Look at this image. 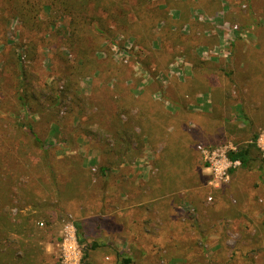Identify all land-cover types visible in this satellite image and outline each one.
Returning <instances> with one entry per match:
<instances>
[{
	"label": "rangeland",
	"instance_id": "obj_1",
	"mask_svg": "<svg viewBox=\"0 0 264 264\" xmlns=\"http://www.w3.org/2000/svg\"><path fill=\"white\" fill-rule=\"evenodd\" d=\"M250 10L264 22V0H106L93 11L109 29L100 67L80 73L60 70L58 50L81 66L62 19L46 44L16 18L0 27V172L21 183L0 195V264H82L88 246L90 264H264V122L248 98L264 72V24L246 28ZM17 55L33 94L26 109ZM16 119L33 123L47 157ZM254 133L253 169L224 164L215 176L198 149L223 159ZM176 150L194 160L182 156L185 185L167 191L156 160Z\"/></svg>",
	"mask_w": 264,
	"mask_h": 264
},
{
	"label": "trees",
	"instance_id": "obj_2",
	"mask_svg": "<svg viewBox=\"0 0 264 264\" xmlns=\"http://www.w3.org/2000/svg\"><path fill=\"white\" fill-rule=\"evenodd\" d=\"M105 1L106 0H0V27L4 31V29H6V24L9 23L11 19L16 18L21 22V27L25 31L26 36L31 37L32 35L43 34L40 36V40L46 44L48 42L47 35L51 34V31L49 30H52L56 25V19H62L63 21L61 24L63 25V29H60L59 33H61L63 39H65V45L68 47L69 51L74 53L79 58L78 60L81 61L79 62V65L81 66L69 62L68 55L63 51L61 52L58 50L55 55L58 56L63 63L65 62L60 70L63 71V68H67L68 70L72 69L73 71L80 73V71H83L81 70L82 68L92 69L91 66L96 63L100 67L94 54L95 51L101 47L100 41L104 35H108L105 33L109 29L101 26L102 19L100 15L93 11L101 8L102 5L105 4ZM249 7L251 8V4ZM126 15L127 11H120V23H126ZM242 18L244 20V26L250 30H252L254 25L258 26L261 25V23L264 24V22H260L258 18L254 16V12L251 10L249 11L248 16H243ZM92 25L95 27V31L90 29ZM123 34L125 35L126 33L122 32V36H124ZM29 45L33 50L36 49V44L33 43V40L30 41ZM48 45H50V43H48ZM12 55L14 56V54ZM34 57L35 55L32 56V59H34ZM15 59L17 60H15V62H17V67L20 70L18 75L19 82L17 85L16 99L19 108L26 109L29 108V96H33V94L32 91L29 90V85L26 82L21 57L17 55L15 56ZM260 71L261 70L256 71V75L254 74L255 78L252 80V85L249 86L248 94L249 103L252 104L249 111H254V121H257L258 123L264 122V119H261L258 116L261 115L260 109L264 112V72L259 74L258 72ZM55 97L58 98V95H55ZM246 104L247 103L243 101V115L253 121V116L249 115L250 113L246 110ZM14 127L21 135H27L32 142V145L37 147L44 157H47L49 147L45 146L43 140H41L35 132L32 122H24L16 119ZM257 139L258 134L254 133L250 138V142L241 145L235 150H229L228 157L230 160L239 161L240 166L243 168L253 169L256 167L257 162L261 159V149L257 144ZM129 148L130 147H127L126 149ZM176 152L177 153L170 156L165 152L162 157H159V159L156 160V167L161 170L159 173L161 182L162 184H165L164 187L167 188V191L170 189L171 191L175 190L180 183L185 185L186 181H179L181 178L180 168L181 170L183 168L182 156L185 157L187 165H192L194 160L192 157L184 156L185 153L182 151L179 152L176 150ZM7 154L9 155L8 151ZM13 161V158L8 159V163L11 164L10 166H12ZM45 162V166H48V168L51 169V165H49L48 161L46 160ZM186 164L184 165V168L185 166L187 167ZM0 167H2L1 164ZM169 168H173L174 170L165 171L166 169L169 170ZM102 170L107 172V168L102 167ZM232 172H234L233 169ZM181 173L183 175L184 172L181 171ZM18 176L20 177L21 174H18ZM17 183L21 184L18 177L15 178L8 175V172H5V174L0 172V195L8 196L10 194L9 196H12L14 194V188L17 187ZM159 192L163 193L165 191L163 190ZM18 215L26 217L27 220L31 218L30 213L23 215V213L19 211ZM81 241L82 240L80 239V242ZM93 247H95V245H93ZM88 248L89 246L84 249L82 264H90L87 261ZM123 264H131V259L124 258Z\"/></svg>",
	"mask_w": 264,
	"mask_h": 264
},
{
	"label": "built area",
	"instance_id": "obj_3",
	"mask_svg": "<svg viewBox=\"0 0 264 264\" xmlns=\"http://www.w3.org/2000/svg\"><path fill=\"white\" fill-rule=\"evenodd\" d=\"M198 149L201 150V152L205 156L206 160H209V162H211L210 168L213 169V173L215 176L220 175L222 177L225 174L226 167H223L224 164H227V165L240 164L239 161L230 160V158L228 157V153L226 155L224 154L223 159L216 160L215 156H214V154H217L216 150H209V149H206L205 147H203L201 145H198ZM221 168H222V170H221Z\"/></svg>",
	"mask_w": 264,
	"mask_h": 264
},
{
	"label": "crops",
	"instance_id": "obj_4",
	"mask_svg": "<svg viewBox=\"0 0 264 264\" xmlns=\"http://www.w3.org/2000/svg\"><path fill=\"white\" fill-rule=\"evenodd\" d=\"M124 198H127V197H124Z\"/></svg>",
	"mask_w": 264,
	"mask_h": 264
}]
</instances>
